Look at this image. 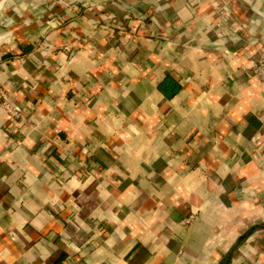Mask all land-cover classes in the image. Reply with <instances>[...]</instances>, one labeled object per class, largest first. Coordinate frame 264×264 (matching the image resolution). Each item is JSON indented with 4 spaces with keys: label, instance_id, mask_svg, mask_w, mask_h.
Listing matches in <instances>:
<instances>
[{
    "label": "crops",
    "instance_id": "1",
    "mask_svg": "<svg viewBox=\"0 0 264 264\" xmlns=\"http://www.w3.org/2000/svg\"><path fill=\"white\" fill-rule=\"evenodd\" d=\"M263 42L264 0H0V264H264Z\"/></svg>",
    "mask_w": 264,
    "mask_h": 264
},
{
    "label": "built area",
    "instance_id": "2",
    "mask_svg": "<svg viewBox=\"0 0 264 264\" xmlns=\"http://www.w3.org/2000/svg\"><path fill=\"white\" fill-rule=\"evenodd\" d=\"M250 75L259 85L264 86V42L258 46L257 59L250 68ZM0 107L3 108L12 119L20 116L18 108L15 107L4 94H0Z\"/></svg>",
    "mask_w": 264,
    "mask_h": 264
},
{
    "label": "water",
    "instance_id": "3",
    "mask_svg": "<svg viewBox=\"0 0 264 264\" xmlns=\"http://www.w3.org/2000/svg\"><path fill=\"white\" fill-rule=\"evenodd\" d=\"M248 232L249 231H247L246 233H244L243 235H241L239 238H238V240H237V242L235 243V246L233 247V249L234 248H236L237 247V245L240 243V241H242L245 237H246V235L248 234ZM231 252L232 251H230L229 253H228V256L230 257V255H231ZM227 263V262H226ZM225 263V264H226Z\"/></svg>",
    "mask_w": 264,
    "mask_h": 264
},
{
    "label": "trees",
    "instance_id": "4",
    "mask_svg": "<svg viewBox=\"0 0 264 264\" xmlns=\"http://www.w3.org/2000/svg\"><path fill=\"white\" fill-rule=\"evenodd\" d=\"M160 89H161V91L162 92H164V93H166V94H168V95H171V94H173V92L171 93V94H169V92L164 88V87H160ZM173 91V90H172Z\"/></svg>",
    "mask_w": 264,
    "mask_h": 264
}]
</instances>
